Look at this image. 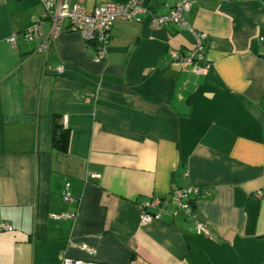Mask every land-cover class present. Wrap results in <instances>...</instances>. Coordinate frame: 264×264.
Returning <instances> with one entry per match:
<instances>
[{
	"label": "crops",
	"instance_id": "obj_1",
	"mask_svg": "<svg viewBox=\"0 0 264 264\" xmlns=\"http://www.w3.org/2000/svg\"><path fill=\"white\" fill-rule=\"evenodd\" d=\"M139 1L145 16L116 21L95 62L66 22L45 51L48 23L24 39L39 0H0V223L12 228L0 264H264V0H191L204 74L170 60L193 47L189 31L151 27L181 0ZM56 124L66 152L53 147ZM190 187L207 234L171 207L140 223L141 203ZM64 213L75 217L54 218Z\"/></svg>",
	"mask_w": 264,
	"mask_h": 264
},
{
	"label": "built area",
	"instance_id": "obj_2",
	"mask_svg": "<svg viewBox=\"0 0 264 264\" xmlns=\"http://www.w3.org/2000/svg\"><path fill=\"white\" fill-rule=\"evenodd\" d=\"M42 6V13L35 23L26 29L23 37L27 42L33 41L39 36V25L43 22L48 23L49 30L45 41L39 50L45 51L50 42H52L59 33L62 32L63 25L67 23V29L71 33L79 35L86 43H91L95 47V62L103 61L106 58L107 43L111 34V29L116 21L138 22L147 13V5L139 0H128L124 4L105 3L104 5L87 10L85 7L74 5L70 6L67 0H39ZM191 8V0H181L172 7L168 14L153 17L151 20L152 28H160L162 26L172 25L180 30L189 31L194 37V45L186 54H181L177 50L170 52V60L176 64L180 70H192L196 74H204L208 65H199L205 61V34L197 33L191 29L184 19V14L189 12ZM16 35H11L7 42L11 48H15ZM57 72H61L58 68ZM94 177H97L94 175ZM66 184V189H68ZM64 200L69 203L72 201L70 194L65 192ZM200 196L198 189L186 188L173 191L168 199L150 198L139 205V220L143 225L154 221H160L161 217L171 207L172 215L182 212L191 217L195 229L200 234H207V225L197 220L193 201ZM74 214L64 213L55 216V219L74 218ZM0 232H12L10 225L1 222ZM81 250L88 256H92L93 252L81 247ZM60 264H92L84 260H75L65 258Z\"/></svg>",
	"mask_w": 264,
	"mask_h": 264
},
{
	"label": "trees",
	"instance_id": "obj_3",
	"mask_svg": "<svg viewBox=\"0 0 264 264\" xmlns=\"http://www.w3.org/2000/svg\"><path fill=\"white\" fill-rule=\"evenodd\" d=\"M54 129L52 139L53 147L60 152H66L68 145L67 132L62 130L59 125L57 126V124Z\"/></svg>",
	"mask_w": 264,
	"mask_h": 264
},
{
	"label": "bare ground",
	"instance_id": "obj_4",
	"mask_svg": "<svg viewBox=\"0 0 264 264\" xmlns=\"http://www.w3.org/2000/svg\"><path fill=\"white\" fill-rule=\"evenodd\" d=\"M145 16V15H144ZM142 20V19H141Z\"/></svg>",
	"mask_w": 264,
	"mask_h": 264
}]
</instances>
